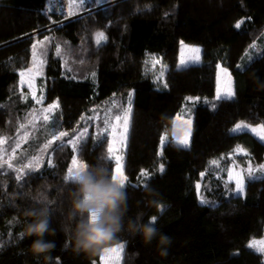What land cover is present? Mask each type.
Masks as SVG:
<instances>
[{
    "label": "trees",
    "instance_id": "1",
    "mask_svg": "<svg viewBox=\"0 0 264 264\" xmlns=\"http://www.w3.org/2000/svg\"><path fill=\"white\" fill-rule=\"evenodd\" d=\"M87 2L68 12L48 9L47 0H0V136L12 132L32 106L24 102L18 79L30 64L37 36H61L72 46L68 54L76 62L65 68L63 59L49 52L45 102L58 101L56 117L43 123L39 137L31 140L28 154L34 162H27L25 171H0V264H44L29 251L31 240L20 236L21 209L41 191L56 200L51 264H97L103 249L91 256L63 250L65 236L59 232L56 209L63 202V178L75 153L70 138L85 126L89 132L78 142L76 156L91 164L103 154L113 174L108 119L101 114L115 94L131 89L124 160L128 215L143 210L145 221L156 215L157 226L172 243L165 257L156 240L145 244L138 235L118 234L111 244L124 243L121 264H264L262 253L249 247L264 232V176L247 180L242 194H232L225 185L237 147L253 162H264L263 141L249 131H231L239 121L264 124V90L258 88L264 82V0H117L25 36L94 5ZM182 40L202 45L201 63L177 67ZM250 48L256 56L246 61ZM155 57L168 65L164 87L154 81ZM219 64L233 79L235 94L230 99L213 98ZM82 72L86 76H80ZM189 95L198 96L191 146L170 138L160 151L163 134H171L174 117ZM59 131L66 132L62 140L47 141L52 160L44 157L38 163L36 153ZM142 171L148 175L141 177ZM145 184L158 190L164 204L159 212L145 206Z\"/></svg>",
    "mask_w": 264,
    "mask_h": 264
},
{
    "label": "rangeland",
    "instance_id": "2",
    "mask_svg": "<svg viewBox=\"0 0 264 264\" xmlns=\"http://www.w3.org/2000/svg\"><path fill=\"white\" fill-rule=\"evenodd\" d=\"M87 1L94 3L89 9H85L82 11H77L75 13L69 14L63 17L60 20H57L45 27L42 30H35L28 33L25 36H36L43 31L44 29L48 30L54 25H59L65 21L70 20L71 18H76L83 14L89 13L95 9L103 8L106 6L111 5L114 3L115 0H47V8L51 10H61V11H68L73 12L80 8V6L84 3H88ZM116 2V1H115ZM35 43L33 44L32 48V57L30 64L25 67L24 69L20 70V73L23 72L25 75L22 77L19 75L18 79V86L19 89L22 91L23 99L25 101H30L32 106H28L27 108V115L25 116L21 123H19L16 127L12 129V132H4L2 136H0V171H11L16 172L18 174L25 171V166L27 162H34L31 155H29V148L32 139H37L40 134V129L42 126L44 127L43 123H47L56 117V111L59 109V104L57 100H54L50 103L45 102V88H46V79H45V68L48 64V54L51 50L55 53L56 56H59L63 59V65L65 68L70 67V64L75 65L74 58L69 56L68 50L72 46H68V42L62 38L61 36L57 35L56 33L47 32L44 33L41 37L37 36L35 38ZM191 49H197L198 51L193 52ZM81 50V49H79ZM254 48H250L245 55L244 60H251L256 55L253 54ZM259 50V49H258ZM183 57L184 63L181 64V58ZM76 58V57H75ZM155 62H157L158 72L154 76V81L157 83L158 87H164L166 85V75L168 65L162 62L160 57H155ZM161 61V62H160ZM203 61V47L200 44L189 43L184 40L180 42L179 47V54H178V61L177 67L186 69L189 68L192 64L201 63ZM244 62L239 63V67H244ZM82 67V65H78ZM226 69V73L222 72L221 69ZM39 73V75L35 76L34 80V87L30 88L28 86V81L32 78L35 73ZM80 76H86L84 72L79 74ZM231 90V97L234 96V86H233V79L229 69L223 65L219 64L217 68V77H216V90L214 99H219V95H225L228 90ZM115 96V97H114ZM113 98V103L105 109L104 114L101 116L106 115L108 119L105 124V129L109 133V144L112 142V136L110 133V129L116 126V119L115 117L119 115L122 118H127L129 120L128 126V133L131 123V114H132V107H133V98H134V90L131 89L128 91L127 94H115ZM198 103V96L196 95H189L185 102L183 103L179 112L175 115L173 120V127L171 134L164 133L161 140L160 151L164 144L171 138L175 143L185 146L179 143V139L182 138L188 129V126L183 122L185 120H191V135H190V143L185 147L191 146V139H192V131H193V124H194V114H195V107ZM56 105V107H52ZM47 117V120H45ZM180 117V119H177ZM241 125L239 130H236V126ZM264 125L263 123H251L248 121H239L237 122L231 129L233 133L241 132V131H249L253 133L257 138L264 142L256 132L252 131L254 128H259L260 126ZM86 129H81L77 133H75L71 138L70 141L74 146L75 153L70 161L69 169L73 171L77 170L78 164L83 162L78 156H76V152L78 149V142L87 136L89 132V126H85ZM46 128V127H45ZM101 130L104 127L100 128ZM66 134V132L59 131L57 135H53L51 138H46L44 141L46 145H43L36 154L38 156L37 162L40 163L43 161L44 157L47 158L48 161L52 160V157H48L47 149L48 144L47 141H56L62 140V136ZM128 138V135H127ZM34 145H37L34 143ZM41 145V144H40ZM127 146V142H126ZM116 147L120 149L121 154L123 156V173H124V160L126 155V147L121 149L120 145L117 144ZM243 151H240V150ZM40 152V155L38 154ZM246 151L241 148L240 146L234 149L231 157H233V163L227 170V175L225 177V185L228 190L232 192V194L237 195L236 191V183L233 179V176L230 175L232 173L235 174H242L244 176V184H243V192L246 185V181L264 176V162L255 163L250 158H246ZM44 155V156H43ZM241 156V158H238ZM76 160L78 164H74L73 161ZM253 170V176L251 178L248 177V170ZM69 174V172H68ZM124 176L125 173H124ZM127 182V180H126ZM126 184V183H125ZM201 187L200 182L198 183V188ZM242 192V193H243ZM241 193V194H242ZM264 240V232L261 236L255 237L251 240L252 241H261ZM250 242V244H251ZM257 251L258 248L251 247ZM105 249H116L115 252L112 251H105ZM124 252V243L119 242L115 244H111L103 248L101 253L100 259L98 260L97 264H121ZM261 252V251H259ZM264 258V252H261Z\"/></svg>",
    "mask_w": 264,
    "mask_h": 264
},
{
    "label": "clouds",
    "instance_id": "3",
    "mask_svg": "<svg viewBox=\"0 0 264 264\" xmlns=\"http://www.w3.org/2000/svg\"><path fill=\"white\" fill-rule=\"evenodd\" d=\"M258 88L264 90V82L258 83ZM63 180L66 185L61 192L63 202L56 211L59 232L65 236L64 251L84 256L98 254L118 234L126 232L132 237L140 236L145 244L156 240L160 254L168 255L172 238L161 232L158 217L152 215L145 221L143 210L134 216L128 215L127 188L112 178L105 155H99L95 163L86 162L83 168L66 174ZM143 195L146 207H155L157 212L164 207L155 188L145 185ZM31 201L21 209L24 219L20 236L31 240L29 251L33 257L51 264L56 243L49 237L57 235V227L52 226L56 200L41 191L32 195Z\"/></svg>",
    "mask_w": 264,
    "mask_h": 264
},
{
    "label": "snow or ice",
    "instance_id": "4",
    "mask_svg": "<svg viewBox=\"0 0 264 264\" xmlns=\"http://www.w3.org/2000/svg\"><path fill=\"white\" fill-rule=\"evenodd\" d=\"M237 27H239V25H237ZM100 39H103V34H98ZM191 51L196 52L198 51L197 49H191ZM184 63V59L183 57L181 58V64L183 65ZM222 72L226 73V69H221ZM20 75L23 77L25 75V73L21 72ZM39 75V73H35L32 78L28 81V86L30 88L34 87V80H35V76ZM166 86V85H165ZM231 90L229 89L225 95H219L218 98L219 99H230L231 98ZM53 108L56 107V105L52 106ZM116 119V126L112 127L110 129V133L112 136V142L109 144L108 147V155L110 158H113L116 162V166L114 169V172L112 174V178L114 180H118L122 185H125L127 177L124 176L123 173V156L121 154L120 149H118L116 147L117 144L120 145L121 149L123 147H126V142H127V135H128V126H129V120L127 118H124L122 121V118L117 115L115 117ZM177 119H180V117H177ZM45 120H47V117H45ZM187 126V132L186 134L179 139V143L187 146L190 143V135H191V120H185L183 121ZM53 127H55V125H52ZM241 128V125H237L236 126V130H239ZM252 131L256 132L262 139H264V125L260 126L259 128H254L252 129ZM63 135V134H62ZM55 150V149H53ZM240 151H243L242 149ZM74 164H78V162L76 160L73 161ZM84 167L83 163H79L77 170L81 169ZM262 168H264V166H261ZM73 172L72 169H69V174H71ZM161 172H163V166H161ZM141 177L147 176L148 174L146 172H141ZM230 175L233 176V179L235 180V183L237 185L236 187V191L237 194H241L243 192V184H244V176L242 174H235L233 175L232 173H230ZM253 176V170L250 168L248 170V177L251 178ZM147 185V184H145ZM249 247H255L258 248L259 251L264 252V240L261 241H252L251 244L249 245ZM105 251H112L115 252L116 249H105Z\"/></svg>",
    "mask_w": 264,
    "mask_h": 264
},
{
    "label": "water",
    "instance_id": "5",
    "mask_svg": "<svg viewBox=\"0 0 264 264\" xmlns=\"http://www.w3.org/2000/svg\"><path fill=\"white\" fill-rule=\"evenodd\" d=\"M115 1H117V0H115ZM115 1H114V2H115ZM39 30H42V28H41V29H39Z\"/></svg>",
    "mask_w": 264,
    "mask_h": 264
}]
</instances>
